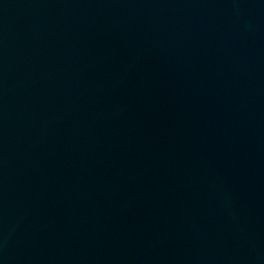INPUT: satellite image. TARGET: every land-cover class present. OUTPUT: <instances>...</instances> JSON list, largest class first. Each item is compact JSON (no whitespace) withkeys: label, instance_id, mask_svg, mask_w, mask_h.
<instances>
[{"label":"water","instance_id":"1","mask_svg":"<svg viewBox=\"0 0 264 264\" xmlns=\"http://www.w3.org/2000/svg\"><path fill=\"white\" fill-rule=\"evenodd\" d=\"M0 264H264V0H0Z\"/></svg>","mask_w":264,"mask_h":264}]
</instances>
